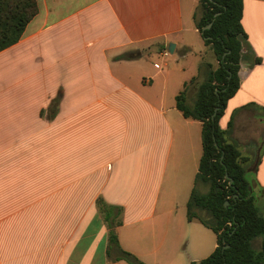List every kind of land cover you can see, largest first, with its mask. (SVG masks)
Instances as JSON below:
<instances>
[{
    "label": "crops",
    "instance_id": "obj_1",
    "mask_svg": "<svg viewBox=\"0 0 264 264\" xmlns=\"http://www.w3.org/2000/svg\"><path fill=\"white\" fill-rule=\"evenodd\" d=\"M199 4L37 0L0 52V264H128L108 258L100 200L120 210V247L145 264L215 252L217 235L187 216L202 123L176 103L206 61L218 66ZM242 24L240 89L219 126L242 156L254 150L244 167L264 205V0H244Z\"/></svg>",
    "mask_w": 264,
    "mask_h": 264
},
{
    "label": "trees",
    "instance_id": "obj_2",
    "mask_svg": "<svg viewBox=\"0 0 264 264\" xmlns=\"http://www.w3.org/2000/svg\"><path fill=\"white\" fill-rule=\"evenodd\" d=\"M243 11L244 0H200L195 24L218 66L206 65L207 76L196 86L192 105L188 104L189 89L197 79L186 84L176 98L184 117L202 123L203 157L187 204L188 220H198L218 239V247L210 257L192 264H264V216L257 204V194L238 146L230 142L228 132L219 126L228 101L240 89L242 48L247 39ZM37 12V0H0V52L20 40ZM201 184L209 186L207 194L199 191ZM98 204L110 228V261L145 264L120 247L117 223L112 220L119 216L120 210L116 213L114 208L103 206L101 200ZM258 238L261 247L256 250L254 242Z\"/></svg>",
    "mask_w": 264,
    "mask_h": 264
},
{
    "label": "rangeland",
    "instance_id": "obj_3",
    "mask_svg": "<svg viewBox=\"0 0 264 264\" xmlns=\"http://www.w3.org/2000/svg\"><path fill=\"white\" fill-rule=\"evenodd\" d=\"M210 51L212 52V50L210 49ZM213 53V52H212ZM215 59V57L213 58V60ZM208 64H211L210 62H208V61H206V63L204 64V66L202 67V77L200 76V79H202V82L204 81V79L206 78V76H207V74H206V65H208ZM211 65H214V64H211ZM214 67V66H213ZM217 67V66H216ZM216 67H214V68H216ZM200 81V80H199ZM201 83V82H200ZM195 98H196V91H195V93H192L191 92V94H189V101H188V104L189 105H192L193 103H194V101H195ZM252 154H254V150L253 149H251V148H248L246 151H245V153H244V156H242L241 157V161H242V163H243V166H247L248 164H249V162L251 161V158H250V155H252ZM241 155H242V153H241ZM199 191L202 193V194H207L208 192H209V186L208 185H205V184H201L200 186H199ZM259 206V208H263L264 209V205H258ZM261 211V210H260ZM261 214L263 215V213H262V211H261ZM202 215H203V213H202ZM264 216V215H263ZM205 231H207V230H205ZM212 237H213V239L216 237V235L213 233V232H211V231H207ZM206 232V233H207ZM260 247H261V239L260 238H258L255 242H254V248L256 249V250H259L260 249ZM183 252H185V251H183ZM189 253H188V251H186L185 252V256L187 257V255H188ZM193 257H198V256H200V257H205L206 255L205 254H202V255H197V256H195L194 254L192 255ZM207 258V257H206Z\"/></svg>",
    "mask_w": 264,
    "mask_h": 264
},
{
    "label": "water",
    "instance_id": "obj_4",
    "mask_svg": "<svg viewBox=\"0 0 264 264\" xmlns=\"http://www.w3.org/2000/svg\"><path fill=\"white\" fill-rule=\"evenodd\" d=\"M210 27H211V25H210L208 28H210ZM173 48H174V45H170V52H173V51H172ZM227 178H228V175H227ZM230 183L232 184L233 181L231 180ZM227 205H228V202H227Z\"/></svg>",
    "mask_w": 264,
    "mask_h": 264
}]
</instances>
